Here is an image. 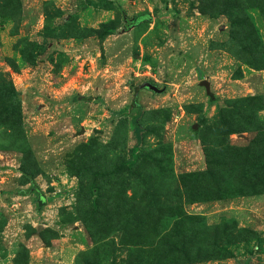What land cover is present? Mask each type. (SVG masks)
<instances>
[{
  "label": "rangeland",
  "instance_id": "1",
  "mask_svg": "<svg viewBox=\"0 0 264 264\" xmlns=\"http://www.w3.org/2000/svg\"><path fill=\"white\" fill-rule=\"evenodd\" d=\"M0 74V264H264V0H0Z\"/></svg>",
  "mask_w": 264,
  "mask_h": 264
},
{
  "label": "trees",
  "instance_id": "2",
  "mask_svg": "<svg viewBox=\"0 0 264 264\" xmlns=\"http://www.w3.org/2000/svg\"><path fill=\"white\" fill-rule=\"evenodd\" d=\"M149 18V15L147 13H143L140 15L135 16L132 20L131 23L133 25L138 24L142 21H145ZM101 33L102 32H97ZM28 64L33 65L35 63L34 59L28 58L26 61ZM135 101V98H134ZM0 106H1V111H0V125H5L7 124L15 133V135L18 137V147H21L23 143V131H22V116L19 108V94L14 90L11 81L7 80L5 77L1 76L0 74ZM2 121V122H1ZM256 122V120H254ZM223 133H237L235 128H231L229 126V123L225 124ZM263 130L257 132L255 142L253 143V147L259 148L258 150H253L254 152H257V156L255 157L256 164L260 163L258 167L261 169L264 168V153L263 151L260 150V148H264V125L262 126ZM252 145V144H251ZM248 149V148H247ZM207 158V157H206ZM260 161H259V160ZM249 164V163H248ZM247 164V165H248ZM254 165L250 164L247 170V166L240 169L239 172V184L237 188V192L233 193L232 195H217V197L213 199H208L205 198L204 200L201 201H219V200H226V199H233V198H238L240 197H249V196H256V195H262L264 194V181L262 179L264 178V173L257 172V175H254L255 182H250L251 178H253V175H249L248 171L253 167ZM197 172L190 173V175H195ZM237 175V176H238ZM249 175V176H248ZM210 177H212L210 173ZM250 180V181H248ZM250 183L248 185H244L243 183ZM43 198L39 195L38 202L43 203ZM198 202V200H196Z\"/></svg>",
  "mask_w": 264,
  "mask_h": 264
},
{
  "label": "water",
  "instance_id": "3",
  "mask_svg": "<svg viewBox=\"0 0 264 264\" xmlns=\"http://www.w3.org/2000/svg\"><path fill=\"white\" fill-rule=\"evenodd\" d=\"M204 85H205V87H206V90L208 91V89H209V84H208L207 82H204ZM141 87H142V88H146V89H148V90H150V91H152V92H155V93H159V92L162 91V90L157 89L154 85H152V84H150V83H144Z\"/></svg>",
  "mask_w": 264,
  "mask_h": 264
},
{
  "label": "crops",
  "instance_id": "4",
  "mask_svg": "<svg viewBox=\"0 0 264 264\" xmlns=\"http://www.w3.org/2000/svg\"><path fill=\"white\" fill-rule=\"evenodd\" d=\"M263 196H264V194H263V195L254 196V197L260 198V197H263ZM241 198H242V197H241ZM245 198H248V197H245ZM236 199H239V198H233V199H231V200H236ZM229 201H230V200H229ZM219 202H220V200H219V201H212V202L210 201L209 203H207L206 206L208 207V206L214 204V205H212V206H213V207H214V206L217 207V206H220V205H221V204H218ZM198 204H199L200 206H201V205H202V206H205V205H203V204H205V203H202V204H201V203H198ZM209 204H210V205H209Z\"/></svg>",
  "mask_w": 264,
  "mask_h": 264
}]
</instances>
